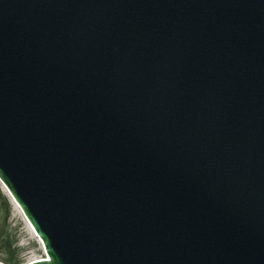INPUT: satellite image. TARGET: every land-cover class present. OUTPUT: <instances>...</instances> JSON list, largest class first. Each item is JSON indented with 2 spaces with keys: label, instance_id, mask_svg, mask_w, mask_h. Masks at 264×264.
<instances>
[{
  "label": "water",
  "instance_id": "water-1",
  "mask_svg": "<svg viewBox=\"0 0 264 264\" xmlns=\"http://www.w3.org/2000/svg\"><path fill=\"white\" fill-rule=\"evenodd\" d=\"M0 180L27 264H264V0H0Z\"/></svg>",
  "mask_w": 264,
  "mask_h": 264
},
{
  "label": "rangeland",
  "instance_id": "rangeland-1",
  "mask_svg": "<svg viewBox=\"0 0 264 264\" xmlns=\"http://www.w3.org/2000/svg\"><path fill=\"white\" fill-rule=\"evenodd\" d=\"M1 193L7 198L9 203V214L6 213V206L0 199V231L6 228L11 240H15L14 248L19 249L18 258L20 264L41 259L45 257L44 247L39 239L35 237L25 218L19 209L15 208L10 197L0 184ZM5 253L0 251V261H3ZM5 263V262H4Z\"/></svg>",
  "mask_w": 264,
  "mask_h": 264
},
{
  "label": "trees",
  "instance_id": "trees-1",
  "mask_svg": "<svg viewBox=\"0 0 264 264\" xmlns=\"http://www.w3.org/2000/svg\"><path fill=\"white\" fill-rule=\"evenodd\" d=\"M0 199L3 204L6 206V213L9 214V203L7 198L0 191ZM15 240H11L9 237V233L6 228L1 229L0 231V251L5 253L3 257V261L6 264H20V260L18 258L19 249L14 248Z\"/></svg>",
  "mask_w": 264,
  "mask_h": 264
},
{
  "label": "bare ground",
  "instance_id": "bare-ground-1",
  "mask_svg": "<svg viewBox=\"0 0 264 264\" xmlns=\"http://www.w3.org/2000/svg\"><path fill=\"white\" fill-rule=\"evenodd\" d=\"M0 184L2 185L3 189L5 190V192L8 194V196L10 197L12 203L14 204L15 208L19 209L20 212L22 213L23 217L25 218L26 222L28 223L29 227L31 228V230L33 231L35 237H37V239H39L40 243L42 244L41 239L39 238V236L36 234V232L34 231L33 227L31 226V224L29 223V221L26 219L21 207L19 206V204L12 198V196L10 195L8 189L5 187V185L1 182L0 180ZM43 244H42V248H43Z\"/></svg>",
  "mask_w": 264,
  "mask_h": 264
},
{
  "label": "built area",
  "instance_id": "built-area-1",
  "mask_svg": "<svg viewBox=\"0 0 264 264\" xmlns=\"http://www.w3.org/2000/svg\"><path fill=\"white\" fill-rule=\"evenodd\" d=\"M44 251H45V249H44ZM44 255H45V257H42L41 259H44V258H46V257H47V254H46V252H44ZM29 262H31V261H29ZM29 262H25V263H23V264H27V263H29Z\"/></svg>",
  "mask_w": 264,
  "mask_h": 264
}]
</instances>
